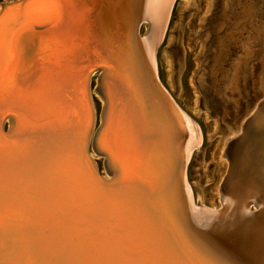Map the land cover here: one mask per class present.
Wrapping results in <instances>:
<instances>
[{"label": "water", "instance_id": "1", "mask_svg": "<svg viewBox=\"0 0 264 264\" xmlns=\"http://www.w3.org/2000/svg\"><path fill=\"white\" fill-rule=\"evenodd\" d=\"M17 1L12 3L17 4ZM237 1L238 8H234V3L231 5L235 15L264 20V0ZM59 2L62 20L50 19L53 12L44 7L43 12H32L24 18L23 28L33 23L45 24L44 27L51 30L45 34L62 45L68 33L66 27L71 28V21H75L71 20L74 15L70 7H76L74 0ZM78 12L80 17L86 8ZM146 17L147 11H143L139 27ZM20 29L14 32L13 39L20 36ZM232 29L234 39L223 35L215 58L224 55V42L227 44L240 37L238 31H234L236 26ZM64 45L63 48L59 45L62 51L58 55L59 50L54 51L62 61L49 63L42 74L45 81L26 94L20 90L12 95L14 88H8L7 78H14L10 64L0 70V264H194L162 208V200L172 192V188L168 192L170 176L164 174L167 169L163 167L161 173L155 171L160 175L152 176L158 178H152V185L149 180L140 178L141 162L160 161L157 156L164 151L160 143L162 131L157 130L161 134L155 137L148 124L150 132H147L143 119L134 121V133H139L140 140L134 154L141 155L123 158V177L118 182L101 181L89 167L86 154L100 126L103 107H95L89 132L90 105L94 102L96 80L98 82L102 70H107L108 66L98 59V53L92 58L84 54L74 56L79 52L78 46L70 43L66 48ZM68 49L72 57L64 54ZM85 58L88 62L78 63ZM11 59L12 62L18 60ZM131 73L135 74L133 78L139 85L142 67L140 76L134 71ZM114 83V92L107 93L108 100L116 93L114 109L117 103L119 108L120 101L123 104L125 94L127 105L135 99L136 88L125 89L124 83ZM91 90L90 104L87 93ZM143 98L150 102L146 93ZM261 102L264 98L258 101L254 112ZM108 107L106 115L110 103ZM43 111L51 112L55 118L39 124L31 121L32 115ZM140 113L142 118H147L144 111ZM12 115L17 117L18 125L10 130ZM240 133L229 141L238 140ZM179 167L178 163V172ZM112 177L110 174V179ZM187 205L193 207L189 202Z\"/></svg>", "mask_w": 264, "mask_h": 264}, {"label": "bare ground", "instance_id": "2", "mask_svg": "<svg viewBox=\"0 0 264 264\" xmlns=\"http://www.w3.org/2000/svg\"><path fill=\"white\" fill-rule=\"evenodd\" d=\"M14 1L17 0H6L0 5V70L7 64L13 69L14 78H7L8 88H14L12 95L18 94L20 90L26 94L31 88L35 90L42 80L45 81L42 74L47 70L49 63L62 61L57 55L62 51L64 44L66 48L70 47V43L78 46L79 52L74 56L84 54L85 57L92 58L98 53V59L108 68L103 69L98 82L96 80L94 94L100 98V108L102 105L103 107L100 126L93 138L92 147L86 154L89 167L105 183L121 180L124 172L123 158L127 155L130 158L133 155H141L134 154L136 147L140 145L139 133H134V121L143 119L147 132H150L147 124L152 127L155 137L161 134L157 130L162 131L160 143L164 151L157 156L160 161L141 162L140 169L143 174L140 178L149 180L152 185V178L158 179L152 176L160 175L158 173H161L163 167L167 169L168 173L164 174L170 176L168 192L171 188L172 192L168 198L162 200V208L183 250L194 264H264V102L258 105L255 112L253 108L248 113L246 118L254 112L244 120L245 123L243 121V127L241 124L240 129L231 131L220 148V158L229 164L225 167L227 177L219 194L222 207L217 210L212 207L213 209L209 210L200 204L195 205L187 183L185 184L184 166L189 152L194 146H199L201 138L199 132L192 131L193 123L189 118L186 119L162 86L152 57L153 50L161 41L167 24V13L173 0H74L76 9L72 6L70 8L71 15H74L71 20L75 21H71V28L66 27L68 33L62 45L45 34L51 31L44 27L45 24L33 23L28 28H23V19L29 17L32 12H43L44 7L53 12L50 19L55 22L62 20L59 0H19L17 4L12 3ZM227 2L225 9L229 6ZM11 6L13 7L8 8ZM85 8L86 16L81 14L79 17L78 10L84 11ZM143 11H147L144 20L148 24L146 36L141 38L143 36L140 37L139 33L142 25L139 27L138 23ZM232 14L234 13L231 12L230 15ZM19 28H22L19 30L20 36L17 35L16 39H13L14 32ZM230 31L232 30L228 27L224 38L232 39ZM59 45L62 48L58 49ZM55 49L59 50L57 55L54 53ZM13 51L17 54H13ZM64 54L69 57L73 55L69 49ZM13 57L18 60L12 62ZM88 60L85 58L78 63ZM112 66L114 68H110ZM141 67L140 76L138 74ZM131 71L140 76L139 85ZM114 81L124 83L122 86L125 89L136 88L133 95L135 99H131L127 105V94L123 95V104L120 101L118 109V103L114 109L116 93L112 100H108L110 96L107 94L109 91L114 92ZM262 83L263 87L264 77ZM89 92L88 98L93 95L92 90ZM144 93L148 95L149 103L143 101ZM89 101L91 104L90 98ZM109 103L111 108L106 115ZM92 104H95V100ZM92 104L89 132L95 110ZM140 110L146 113L148 120L142 118ZM54 118L51 112L43 111L32 115L31 121L39 124L45 119ZM17 123V117L12 115L10 130L16 127ZM240 131L238 140L229 141ZM98 159L102 162V169L105 164V173H101ZM129 160L133 165H137V162ZM175 173L177 174L174 176ZM110 174H113L111 179ZM187 202L193 207L190 208ZM253 205L256 208L252 211L250 207Z\"/></svg>", "mask_w": 264, "mask_h": 264}, {"label": "rangeland", "instance_id": "3", "mask_svg": "<svg viewBox=\"0 0 264 264\" xmlns=\"http://www.w3.org/2000/svg\"><path fill=\"white\" fill-rule=\"evenodd\" d=\"M5 1L0 0V5ZM226 2L173 0L161 41L152 54L162 86L191 120L192 131L199 132V146L186 158L184 180L194 204L209 210L222 207L219 194L229 166L220 158L223 141L240 129L264 96V20L231 16V5L238 8L240 3L228 0L225 9ZM147 24L144 20L141 38L146 36ZM234 26L240 37L224 42V55L215 58L219 39L228 27L233 35ZM99 99L94 94L97 109ZM99 160V169L105 173V164L102 169Z\"/></svg>", "mask_w": 264, "mask_h": 264}]
</instances>
